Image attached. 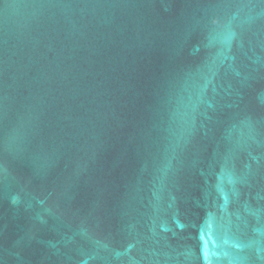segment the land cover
I'll return each instance as SVG.
<instances>
[{"label": "water", "instance_id": "obj_1", "mask_svg": "<svg viewBox=\"0 0 264 264\" xmlns=\"http://www.w3.org/2000/svg\"><path fill=\"white\" fill-rule=\"evenodd\" d=\"M0 264H264V0H0Z\"/></svg>", "mask_w": 264, "mask_h": 264}]
</instances>
